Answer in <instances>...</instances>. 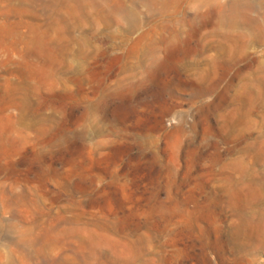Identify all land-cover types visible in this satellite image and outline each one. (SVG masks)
Returning <instances> with one entry per match:
<instances>
[{
    "label": "rangeland",
    "instance_id": "1",
    "mask_svg": "<svg viewBox=\"0 0 264 264\" xmlns=\"http://www.w3.org/2000/svg\"><path fill=\"white\" fill-rule=\"evenodd\" d=\"M230 1L0 0V264H264V33Z\"/></svg>",
    "mask_w": 264,
    "mask_h": 264
},
{
    "label": "bare ground",
    "instance_id": "2",
    "mask_svg": "<svg viewBox=\"0 0 264 264\" xmlns=\"http://www.w3.org/2000/svg\"><path fill=\"white\" fill-rule=\"evenodd\" d=\"M206 4H212L211 0H205ZM221 6V5H220ZM264 6V0H232L223 4L219 23L229 26H241L242 22L248 20L250 24L256 25L255 29L259 33H264V20L250 16L249 11L260 9ZM243 13V14H242ZM262 14V13H261ZM126 16L136 22V16L132 9L126 10ZM251 29V30H255ZM255 30V31H256ZM26 255V254H25Z\"/></svg>",
    "mask_w": 264,
    "mask_h": 264
}]
</instances>
